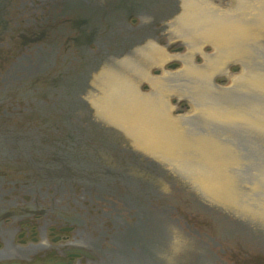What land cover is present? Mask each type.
Segmentation results:
<instances>
[{"label":"flooded vegetation","instance_id":"af4514ba","mask_svg":"<svg viewBox=\"0 0 264 264\" xmlns=\"http://www.w3.org/2000/svg\"><path fill=\"white\" fill-rule=\"evenodd\" d=\"M148 7L0 0V264H174L172 231L159 226L174 198L140 188L124 169L143 160L94 112L72 107L90 71L127 53ZM221 227V239L239 236Z\"/></svg>","mask_w":264,"mask_h":264},{"label":"water","instance_id":"95a60500","mask_svg":"<svg viewBox=\"0 0 264 264\" xmlns=\"http://www.w3.org/2000/svg\"><path fill=\"white\" fill-rule=\"evenodd\" d=\"M144 17L72 107L143 160L129 170L140 188L176 197L173 221L159 215L174 264H264V248L217 232L225 217L264 239V0H149Z\"/></svg>","mask_w":264,"mask_h":264}]
</instances>
